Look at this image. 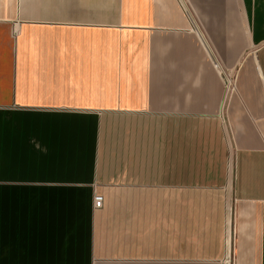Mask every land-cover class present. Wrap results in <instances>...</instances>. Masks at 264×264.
Instances as JSON below:
<instances>
[{
	"label": "crops",
	"instance_id": "crops-1",
	"mask_svg": "<svg viewBox=\"0 0 264 264\" xmlns=\"http://www.w3.org/2000/svg\"><path fill=\"white\" fill-rule=\"evenodd\" d=\"M0 264H264V0H0Z\"/></svg>",
	"mask_w": 264,
	"mask_h": 264
},
{
	"label": "built area",
	"instance_id": "built-area-1",
	"mask_svg": "<svg viewBox=\"0 0 264 264\" xmlns=\"http://www.w3.org/2000/svg\"><path fill=\"white\" fill-rule=\"evenodd\" d=\"M103 203V197L101 195H96L94 197V204L96 207H100Z\"/></svg>",
	"mask_w": 264,
	"mask_h": 264
},
{
	"label": "rangeland",
	"instance_id": "rangeland-1",
	"mask_svg": "<svg viewBox=\"0 0 264 264\" xmlns=\"http://www.w3.org/2000/svg\"><path fill=\"white\" fill-rule=\"evenodd\" d=\"M231 80H233L232 76L230 77ZM231 87V86H230Z\"/></svg>",
	"mask_w": 264,
	"mask_h": 264
}]
</instances>
